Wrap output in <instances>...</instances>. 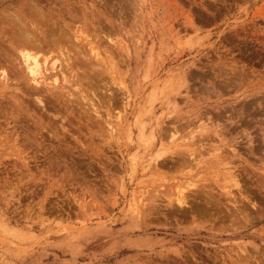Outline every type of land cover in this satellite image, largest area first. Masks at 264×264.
<instances>
[{
    "label": "rangeland",
    "instance_id": "obj_1",
    "mask_svg": "<svg viewBox=\"0 0 264 264\" xmlns=\"http://www.w3.org/2000/svg\"><path fill=\"white\" fill-rule=\"evenodd\" d=\"M263 74L264 0H0V264H264Z\"/></svg>",
    "mask_w": 264,
    "mask_h": 264
},
{
    "label": "bare ground",
    "instance_id": "obj_2",
    "mask_svg": "<svg viewBox=\"0 0 264 264\" xmlns=\"http://www.w3.org/2000/svg\"><path fill=\"white\" fill-rule=\"evenodd\" d=\"M28 29V28H27ZM34 36V35H33ZM22 38H24V36L22 37ZM28 38V37H27ZM26 38V39H27ZM22 40V39H21ZM24 40V39H23ZM32 41V40H31ZM24 42H26L27 43V41H24ZM38 43H39V41H38ZM18 45L20 44V43H17ZM23 44V43H22ZM22 46V45H21ZM24 46H25V44H24ZM23 46V47H24ZM27 47H24L23 49H20V54L19 55H21L19 58H21L23 61V64L25 65V67H26V70H27V72H28V74H29V76L31 77V80L36 84V85H40L41 84V81H45V79H46V74H47V72H49V70H50V67H49V62H48V58H43L42 60H41V58L39 57V55H38V53L37 52H35L34 53V49H28V47H30L29 45H26ZM38 47V46H37ZM19 50V49H18ZM67 54V53H66ZM246 56V55H245ZM57 59H55L52 63H51V71H50V73L51 72H54V71H56V73H57V61H56ZM59 60V59H58ZM246 66V65H245ZM239 68V67H238ZM237 68V69H238ZM242 69H240V70H238V71H241ZM250 70V69H249ZM242 73V72H241ZM243 73H244V71H243ZM6 74V73H5ZM232 75V74H231ZM235 75H237V74H235ZM229 76V87H232L233 85L235 86L236 84H237V81H239V80H241V79H243V78H240L241 76ZM244 75L246 76V74L244 73ZM251 75V74H250ZM264 75V74H263ZM243 76V75H242ZM244 76V77H245ZM248 76V75H247ZM5 77V76H4ZM1 78H3V77H1ZM30 80V79H29ZM55 81H58V77H56L55 79H54ZM242 82V81H241ZM240 81H239V83H241ZM244 82V81H243ZM262 82V81H261ZM243 84V83H242ZM241 84V85H242ZM264 84V83H263ZM238 85V84H237ZM45 89V88H44ZM264 89V88H263ZM40 90V89H39ZM33 91V90H32ZM255 93V92H254ZM264 95V94H263ZM250 96V95H249ZM260 97L261 96H255V98H252L251 100H248V101H245V102H242L241 104L242 105H240V107L238 108V109H236V107H231V108H229V111L228 112H230L231 113V116L230 117H239V119H238V122H241L240 123V126H243L244 124H247L249 121H252L253 120V118H256V116L258 117V115L259 114H261V110H260V108L263 110L264 109V105H263V102H264V98H263V96H262V99H263V102L261 101V102H258V100L260 99ZM261 99V100H262ZM258 104H262V106H260V105H258ZM45 105V104H44ZM254 105H257L258 107H255ZM220 112V111H219ZM220 114V113H219ZM221 114H222V112H221ZM220 116V115H219ZM249 117H251V119L249 118ZM257 121L258 122H260L259 121V119H257ZM44 122V121H43ZM238 122H235V121H232V122H230L229 123V131H235L237 128H238V125H239V123ZM262 122V121H261ZM260 122V123H261ZM214 123V122H213ZM217 123V122H216ZM215 123V124H216ZM236 123H238V125L236 124ZM251 123H253V122H251ZM43 124V123H42ZM224 124V123H223ZM211 125V124H210ZM228 125V124H227ZM42 127V126H41ZM219 127H221L220 126V124H216L215 125V127H214V125H213V128H207L206 126L204 127V129L206 130V132H204L203 131V133H204V135L203 136H208L209 137V135L210 134H213V133H215V132H217V129L219 128ZM176 128V127H175ZM203 129V128H202ZM212 131H211V130ZM49 132V131H48ZM177 132V131H176ZM239 133V132H238ZM219 133L217 132V135H218ZM202 136V137H203ZM240 136V135H239ZM258 136V135H257ZM53 137V136H52ZM207 138V137H206ZM237 138V137H236ZM257 138V137H256ZM204 140V139H203ZM209 139H207V141H208ZM221 140V139H220ZM256 140V139H255ZM45 141V140H44ZM263 142V141H262ZM237 143V142H236ZM49 144V143H48ZM255 144V143H254ZM258 146L260 145V144H257ZM262 145V144H261ZM260 145V146H261ZM51 146V145H50ZM256 146V145H255ZM255 146H254V149H255ZM260 146H259V148H260ZM262 146H264V145H262ZM257 148V147H256ZM232 150V149H231ZM250 150V149H249ZM255 151H257V149H255ZM254 152V151H253ZM54 153V152H53ZM264 154V153H263ZM192 157H193V155L192 154H190ZM189 155V156H190ZM61 157V156H60ZM191 157V159H193ZM187 158H188V156H187ZM186 158V159H187ZM156 160H160L159 162H161V161H163L162 160V157H161V155L159 154L156 158H155ZM191 159L189 160V162L191 161ZM62 161V160H61ZM66 161V160H65ZM184 162H188L187 160H185V158H184V160H183ZM43 163V162H42ZM52 163V162H51ZM67 163V162H66ZM183 163V162H182ZM53 164V163H52ZM51 164V165H52ZM71 165V164H70ZM55 166H57V165H55ZM54 166V167H55ZM51 167V166H50ZM47 168H48V166H47ZM66 170H68V169H66ZM75 170V169H74ZM47 171V173L46 174H48V171H49V168L46 170ZM51 172V171H50ZM71 172V171H70ZM69 172V173H70ZM235 172V171H234ZM233 173V172H232ZM52 175V173H49V175H48V178L50 177ZM50 179V178H49ZM230 181H233V185L237 188V189H239L240 190V192H243L242 190L243 189H241V186H242V184H241V179L240 178H238L237 177V175H231L230 176ZM243 185H244V183H243ZM243 187V186H242ZM193 188V187H192ZM194 188H196V187H194ZM246 188V187H245ZM205 190V189H204ZM204 190H193V191H191L193 194L192 195H194V197H192L193 198V200H194V202L196 203H194L195 205H196V208H197V203H199L200 201V204L201 203H203V199L202 200H200V197H199V195L200 196H204V198H206V200L204 201V202H207L208 200H213L215 197H213V194L210 192V191H204ZM212 190V189H211ZM244 190H246V189H244ZM224 191H226L225 192V194H228V195H230V196H232V198H235L234 197V195H232V192L231 191H228V190H224ZM246 192H247V190H246ZM250 192V191H249ZM241 194V196L242 197H244L247 201H251V197L249 196V194L248 193H244V195H243V193H240ZM183 195V197H180V198H178L177 199V201H176V203H177V205H178V207L179 208H182V209H185V208H191L194 204L193 203H189V201L187 200V199H185V198H188V196H184V194H182ZM216 195V194H215ZM227 195V196H228ZM230 196H228V197H230ZM197 197H199V200L197 199ZM239 197V196H238ZM231 198V199H232ZM237 198V197H236ZM188 199H190V198H188ZM208 199V200H207ZM244 199V200H245ZM192 200V199H191ZM217 201V200H216ZM192 202V201H191ZM209 202V201H208ZM234 202H236V201H234ZM241 201L239 200V203H240ZM243 202V201H242ZM251 202H253V204L251 205V204H249L250 205V207L252 206V208H255V207H257L256 206V204H255V202L254 201H251ZM213 203H215V201H212L211 202V204H213ZM232 203V202H231ZM238 202H237V205L239 204ZM257 203V202H256ZM206 204V203H205ZM258 204V203H257ZM204 205V204H203ZM210 205V204H209ZM207 206V207H210V206ZM246 205V204H245ZM245 205H244V207H245ZM248 205V204H247ZM246 205V206H247ZM200 206L203 208V206L202 205H198V208H200ZM214 206H218L219 207V205H216V203H215V205ZM236 206V205H235ZM243 206V205H242ZM215 207V208H216ZM238 207V206H237ZM240 207V206H239ZM243 207V208H244ZM249 207V206H248ZM260 208L259 209H263V207L261 208V206H259ZM233 208H234V206H233ZM246 208V207H245ZM220 209V208H219ZM217 210V209H216ZM234 210V209H233ZM247 210V209H246ZM246 210H245V213H246ZM217 211H219V210H217ZM227 211H229V210H227ZM235 211H237V209H235ZM234 211V212H235ZM238 211L241 213V214H243V216L242 217H244L245 216V213H244V211H243V209L242 208H238ZM251 211V210H250ZM250 211H248L249 212V214H250ZM255 211H259V210H255ZM205 212V211H204ZM204 212H203V214H204ZM215 213H216V211H215ZM232 213H233V211H232ZM256 213V212H255ZM201 214V213H200ZM206 214V213H205ZM211 214V213H210ZM230 214V213H229ZM235 214V213H234ZM234 214H232V215H234ZM241 214H239V213H237V215H241ZM246 214H248V213H246ZM248 214V215H249ZM207 215V214H206ZM231 215V214H230ZM236 215V214H235ZM234 215V216H235ZM205 216V215H204ZM231 217V216H230ZM233 217V216H232ZM246 217V216H245ZM245 217H244V219H245ZM234 218H236V217H234ZM249 218V217H248ZM238 219V218H237ZM241 218H239L238 220H240ZM234 220H236V219H234ZM238 220H236V221H238ZM249 221H250V218H249ZM234 222V221H233ZM239 222V224H240V221H238ZM235 223V222H234ZM243 223V222H242ZM237 225H238V223H237Z\"/></svg>",
    "mask_w": 264,
    "mask_h": 264
}]
</instances>
